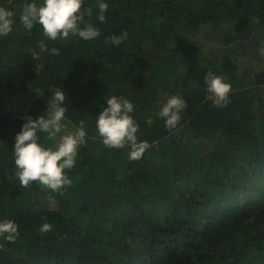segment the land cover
I'll use <instances>...</instances> for the list:
<instances>
[{
    "label": "trees",
    "instance_id": "obj_1",
    "mask_svg": "<svg viewBox=\"0 0 264 264\" xmlns=\"http://www.w3.org/2000/svg\"><path fill=\"white\" fill-rule=\"evenodd\" d=\"M25 2L12 0L13 30L0 36V221L19 232L15 243L0 237V264H264V68L235 71L244 36L264 47V0H104V22L98 0H85V22L100 35L55 41L39 24L22 26ZM204 26L221 52L212 61L179 38ZM123 32L121 44L105 43ZM41 41L60 54L42 52ZM208 72L231 85L227 106L213 104ZM160 78L169 81L157 88ZM53 87L65 91L74 129L85 121L86 142L65 170L70 186L21 188L15 136L27 117L46 115ZM112 95L133 103L138 142L150 145L138 161L97 132ZM173 95L185 108L168 130L158 113ZM45 222L52 230L40 232Z\"/></svg>",
    "mask_w": 264,
    "mask_h": 264
},
{
    "label": "clouds",
    "instance_id": "obj_2",
    "mask_svg": "<svg viewBox=\"0 0 264 264\" xmlns=\"http://www.w3.org/2000/svg\"><path fill=\"white\" fill-rule=\"evenodd\" d=\"M85 0H43L41 4L26 2L22 5L20 22L22 26L31 31L35 24H39L43 34L50 40L67 39L70 35L79 36L83 40H94L100 33L91 23L85 22V16L91 17L93 9L85 8ZM12 0H8L9 6H0V36H8L15 22L16 12L11 8ZM108 4L104 0H98V19L105 21V12ZM127 32L121 35H113L106 39L105 43L119 45L127 39ZM40 50L48 51L50 55H59L58 48L48 49L44 41L39 44ZM264 55V47L259 49ZM34 57V54H32ZM206 90L217 107H225L230 103L229 94L231 85L222 77L208 72L205 76ZM53 94L48 100L46 115L36 119L27 117L21 130L15 136L13 146L14 164L17 169L16 176L21 188H27L32 183H37L43 188L53 192H59L65 186H70L72 181L66 175L65 170H71L76 164V157L80 145L84 144L86 137L85 121L81 120L75 131H69L63 123L67 107V96L60 88H50ZM106 107L96 117V129L102 138V143L113 149L130 147L129 161L140 160L145 151L150 147L146 141H139L137 132L138 124L130 115L134 111V105L124 97L112 95L106 99ZM185 108V102L179 96H171L159 111V116L165 121L164 126L168 130L175 129L180 120L181 111ZM38 133H44L47 139L55 143V147H45L40 141ZM52 225L43 223L40 232H49ZM19 235L18 225L6 219L0 221V237L8 242L15 243Z\"/></svg>",
    "mask_w": 264,
    "mask_h": 264
},
{
    "label": "rangeland",
    "instance_id": "obj_3",
    "mask_svg": "<svg viewBox=\"0 0 264 264\" xmlns=\"http://www.w3.org/2000/svg\"><path fill=\"white\" fill-rule=\"evenodd\" d=\"M206 32H208V27L204 26L200 29V31L196 35L190 36L187 34L185 35L184 33H180L179 38H180L181 43L187 46L188 45L189 46H197V45L200 46L201 45L203 47V52L208 57L207 59H209V61H212L216 57H217L216 59H218V57H220L221 52L219 51V47L215 48L214 45L209 44V42L207 41V38L205 37ZM237 44H239L238 47L240 49H238L237 56H236L238 60V67L235 69L236 72H239L241 75H248L252 73L253 66H254V69L264 68V55H261L259 52V49L262 48V46L258 44V42L255 40V37H253L252 35H246ZM182 69L183 70L185 69L184 66L181 67V70ZM231 72H233V69L231 70ZM224 73H228V71L227 72L225 71ZM168 81H169V78H160L157 88L163 86L165 82H168ZM164 104H165V101L163 100V102L161 103L162 107ZM63 123L67 126V129L69 131H75L70 121H68L67 119H64ZM189 139H190V136H185V141L187 143L189 142ZM165 140L167 139H163V142ZM212 141L215 143L218 140L217 141L212 140ZM203 145H204V142H203ZM161 149H162V146L159 147L158 151H156V156H158Z\"/></svg>",
    "mask_w": 264,
    "mask_h": 264
}]
</instances>
